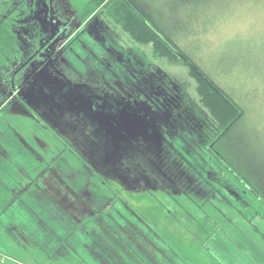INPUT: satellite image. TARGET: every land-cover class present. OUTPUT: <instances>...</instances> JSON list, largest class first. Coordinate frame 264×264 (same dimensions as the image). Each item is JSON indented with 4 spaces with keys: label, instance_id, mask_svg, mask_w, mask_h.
I'll use <instances>...</instances> for the list:
<instances>
[{
    "label": "rangeland",
    "instance_id": "374dc122",
    "mask_svg": "<svg viewBox=\"0 0 264 264\" xmlns=\"http://www.w3.org/2000/svg\"><path fill=\"white\" fill-rule=\"evenodd\" d=\"M149 1L164 26L181 20L176 17L181 0ZM197 1L206 0H188L187 5ZM218 1L221 6L232 3V11L208 26L203 37L208 47L194 35L181 34L224 82L231 71H244L243 64L254 69L255 57L264 56V42L247 43L256 36L264 39V5L247 6L248 0L211 4ZM65 12L73 20L69 10ZM80 27L71 26L70 34L59 41L60 58L54 69H44L46 80H90L98 91L106 88L118 94L124 86L131 95L138 91L160 101L162 111L178 103L187 126L197 120L196 112H204L196 102V81L186 68L155 58L151 46L133 43L101 17H94L83 35ZM255 83L246 77L243 92L249 86L262 90ZM7 95L0 85L1 262L264 264V204L235 179L220 180V168L208 163L202 146L191 143L176 120L160 128L167 136L161 167V158L149 150L141 154L128 143L125 147L117 141L118 146L107 139L110 128L97 114L85 116L70 108L75 119L71 122L33 99L32 108L67 140L62 142L31 119L21 104L7 103ZM263 99L259 92L256 103L246 106L264 119ZM76 105L84 109L82 101ZM167 115L172 116L166 110ZM97 121L102 132L97 129L85 140L80 127L91 132ZM125 245L130 246L124 251Z\"/></svg>",
    "mask_w": 264,
    "mask_h": 264
},
{
    "label": "trees",
    "instance_id": "16d2710c",
    "mask_svg": "<svg viewBox=\"0 0 264 264\" xmlns=\"http://www.w3.org/2000/svg\"><path fill=\"white\" fill-rule=\"evenodd\" d=\"M212 1L214 0L197 1L194 5H187L188 0H181L176 11V17L181 20L170 26H164L157 19L156 10L149 0H66V3L80 23H85L94 16L101 17L103 22H111L133 43L151 46L155 58L167 60L188 70L197 84L196 102L204 112H196L197 120L187 126L179 113L178 103L175 106L170 103L171 106L162 111L165 114L163 124L167 126L169 121L176 120L181 125L176 123L179 128L184 126L187 139L201 145L208 163L217 164L220 168L217 175L220 180H225L224 176L230 182L235 179L264 204V119L246 106L247 103H256L259 92L261 95L264 93V56L255 57L254 69L250 66L246 68L243 64L244 71H231L228 79L222 82L214 76L218 71L209 70L200 59L202 54L198 55L196 50L193 52L189 48L187 37L181 34L185 32L187 35H194L207 46L203 37L209 30L208 26L214 24L219 17H223L220 20L223 21L232 11V3L221 6V1L211 4ZM246 3L247 6L264 5V0H248ZM186 7L192 9L188 11ZM28 15V0H0V68L12 64L18 56V29ZM255 38V42L247 43L256 45L264 42L262 37ZM220 47L227 49L224 45ZM227 52L229 53L228 50ZM227 74L224 70L225 77ZM246 77L253 79L262 90H258L257 86H249L243 92ZM225 80L228 85L223 84L226 83ZM244 93L247 102L244 100ZM166 110L172 116L167 115L166 118ZM162 130L166 132L164 127ZM166 137L163 135L165 147ZM75 156L79 158V155ZM203 156L202 152L201 157ZM128 246L130 245L123 247L124 251Z\"/></svg>",
    "mask_w": 264,
    "mask_h": 264
},
{
    "label": "flooded vegetation",
    "instance_id": "af4514ba",
    "mask_svg": "<svg viewBox=\"0 0 264 264\" xmlns=\"http://www.w3.org/2000/svg\"><path fill=\"white\" fill-rule=\"evenodd\" d=\"M61 1L66 3V0H28L29 15L21 22L18 29L20 32L19 54L12 64L0 68V85L10 95H7V103L16 101L21 104L31 119H34L50 135L62 142H67V140L48 125L32 108L33 99L43 102L52 113L64 117L69 116L71 122H75V119L69 112L70 108L82 111L85 116H89L87 112L93 115L97 114L100 120L106 121L108 128L111 130L114 128V132L121 136L117 138L118 135H116L117 137L113 138L107 131L106 135L104 133L107 139H112V142L118 146L117 141L125 142V147L128 143L141 154H144L145 150H149L161 158L160 165L163 167L166 147L163 139L164 134H162L164 131L160 132L164 121V111L162 112L163 106L160 101L150 98L145 93L139 92L138 94V91L131 95L124 86H122L121 94H118L106 88L100 92L97 90L96 84L90 80L77 84L67 78L66 82L60 84L46 80L45 75L47 74L44 69L50 67L54 69L58 63L60 52H57L56 47L61 39L66 38V34H70L71 26L77 24L81 26L80 29H84L94 17L97 19V16H94L85 23H80L70 10L69 5L66 3L67 7H64L62 5L65 4ZM65 10H69L73 20L67 16ZM86 32L87 30L84 29L80 33L83 35ZM76 101H82L84 109L76 105ZM119 114H122L123 117L124 115L131 116L137 125L132 122L129 124V130L126 129V132L119 133L115 127L117 123L121 122L120 117L118 118ZM91 125V132L80 127L85 130V134L82 135L85 140L91 139V134L97 129L102 132L98 121ZM63 173H68V171ZM53 175L57 180L59 179L56 174ZM65 185L69 186L64 183L63 186L65 187ZM70 189L72 190V188Z\"/></svg>",
    "mask_w": 264,
    "mask_h": 264
},
{
    "label": "water",
    "instance_id": "95a60500",
    "mask_svg": "<svg viewBox=\"0 0 264 264\" xmlns=\"http://www.w3.org/2000/svg\"><path fill=\"white\" fill-rule=\"evenodd\" d=\"M123 112L122 113H124V110H122ZM120 117V120H121V122L120 123H117L116 125H115V127H116V129H118L119 130V133L122 131H124V132H126V129L127 130H129V124H131L132 122H133V124L134 125H137L136 124V122H135V120L133 119V118H131V116H128L127 117V115H124V117H123V115L121 114H119V116H118V118ZM104 123L106 122V121H103ZM111 130V129H110ZM113 132V133H112ZM110 133H111V135H112V137H113V134H115V135H118V137L117 138H120L121 136H120V134H116L115 132H114V128L110 131Z\"/></svg>",
    "mask_w": 264,
    "mask_h": 264
},
{
    "label": "crops",
    "instance_id": "0c3cea01",
    "mask_svg": "<svg viewBox=\"0 0 264 264\" xmlns=\"http://www.w3.org/2000/svg\"><path fill=\"white\" fill-rule=\"evenodd\" d=\"M0 258H1V256H0ZM0 264H20V263L15 259V261H13V260H6V261H2V262L0 261Z\"/></svg>",
    "mask_w": 264,
    "mask_h": 264
}]
</instances>
